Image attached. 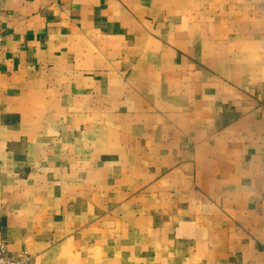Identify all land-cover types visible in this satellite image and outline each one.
<instances>
[{
  "label": "crops",
  "instance_id": "crops-1",
  "mask_svg": "<svg viewBox=\"0 0 264 264\" xmlns=\"http://www.w3.org/2000/svg\"><path fill=\"white\" fill-rule=\"evenodd\" d=\"M0 241L264 264V0H0Z\"/></svg>",
  "mask_w": 264,
  "mask_h": 264
},
{
  "label": "built area",
  "instance_id": "built-area-1",
  "mask_svg": "<svg viewBox=\"0 0 264 264\" xmlns=\"http://www.w3.org/2000/svg\"><path fill=\"white\" fill-rule=\"evenodd\" d=\"M29 257L26 252L19 255L9 250L5 241H0V264H28Z\"/></svg>",
  "mask_w": 264,
  "mask_h": 264
}]
</instances>
